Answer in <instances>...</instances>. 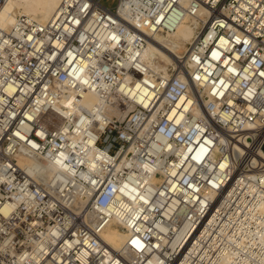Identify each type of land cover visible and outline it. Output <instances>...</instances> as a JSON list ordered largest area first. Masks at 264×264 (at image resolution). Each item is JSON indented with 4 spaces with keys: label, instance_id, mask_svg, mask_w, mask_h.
<instances>
[{
    "label": "built area",
    "instance_id": "2783aa9c",
    "mask_svg": "<svg viewBox=\"0 0 264 264\" xmlns=\"http://www.w3.org/2000/svg\"><path fill=\"white\" fill-rule=\"evenodd\" d=\"M186 17V62L155 71L148 42ZM66 90L116 94L122 116L66 115ZM0 264H264V0L0 19Z\"/></svg>",
    "mask_w": 264,
    "mask_h": 264
},
{
    "label": "bare ground",
    "instance_id": "6f19581e",
    "mask_svg": "<svg viewBox=\"0 0 264 264\" xmlns=\"http://www.w3.org/2000/svg\"><path fill=\"white\" fill-rule=\"evenodd\" d=\"M61 0H9L4 5L0 14V19L4 27L12 25L16 17L19 15L31 17L40 23H47L53 17L56 9L58 8ZM202 28V22L197 18L186 17L173 33L156 35L153 40L148 42L144 52V59L146 63L155 71H160L167 74L168 66L170 64L180 65L186 62L185 56L181 55V51H187L189 45L198 36ZM183 54V53H182ZM160 60L165 62L163 66ZM66 95L61 103L60 111L66 115L70 112H81L80 107L93 115L88 122L100 121L103 113L108 114L109 118L114 115L116 110H119L118 100L119 96L113 94L110 102L103 101L101 98L93 93L87 92L81 94L82 99L76 106L73 102L74 94L66 90ZM65 107V108H62ZM103 108V110H102ZM102 110V111H101ZM118 116H122L121 112H115ZM216 213L208 219L213 222ZM234 214H228L225 224L233 220ZM107 243L113 244L118 249L121 241L125 239V233L113 228H109L105 234Z\"/></svg>",
    "mask_w": 264,
    "mask_h": 264
},
{
    "label": "rangeland",
    "instance_id": "374dc122",
    "mask_svg": "<svg viewBox=\"0 0 264 264\" xmlns=\"http://www.w3.org/2000/svg\"><path fill=\"white\" fill-rule=\"evenodd\" d=\"M103 3L105 4V6L109 7L110 9H114V8L116 7V5H117V0H109V1H107V0H103ZM182 53H183V54H182ZM181 55H182V56L185 55V51H184V50L181 51ZM160 63H161L163 66L166 65V63L163 62V61H161V60H160ZM170 65H174V64H170ZM167 66H169V64L166 65V67H167Z\"/></svg>",
    "mask_w": 264,
    "mask_h": 264
}]
</instances>
